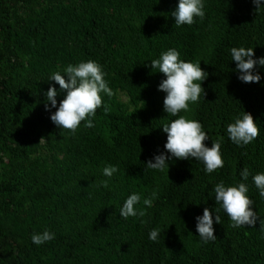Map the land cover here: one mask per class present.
Wrapping results in <instances>:
<instances>
[{"label":"trees","instance_id":"16d2710c","mask_svg":"<svg viewBox=\"0 0 264 264\" xmlns=\"http://www.w3.org/2000/svg\"><path fill=\"white\" fill-rule=\"evenodd\" d=\"M203 3L202 22L176 27L170 13L178 0H0V264H264V199L252 181L264 173V67L257 66L259 83H244L230 54L244 47L264 57V0L258 11L252 0ZM172 48L208 73L206 95L179 115L201 123L205 146L220 143L224 167L210 174L194 159L173 158L163 172L146 167L164 151L163 125L178 118L164 112L165 77L150 66ZM89 60L114 95L101 93L94 127L82 121L72 134L52 123L56 109L45 110V93L57 89L58 107L66 93L50 76ZM243 112L260 134L241 147L227 127ZM109 165L119 169L111 178L103 175ZM220 182L246 183L259 216L254 228L230 227L217 212ZM153 191L144 217L120 216L130 195L141 196L139 210ZM206 207L216 239L205 244L195 218ZM45 230L55 238L33 244Z\"/></svg>","mask_w":264,"mask_h":264},{"label":"clouds","instance_id":"9594fccd","mask_svg":"<svg viewBox=\"0 0 264 264\" xmlns=\"http://www.w3.org/2000/svg\"><path fill=\"white\" fill-rule=\"evenodd\" d=\"M256 11L261 8V0H252ZM175 20V26H191L199 18L202 22L205 17L203 0H178V5L170 13ZM232 61L235 62V71L239 73L238 79L244 83H259L261 76L257 73V66L264 67V57L254 59L253 48L233 47L230 49ZM151 68L154 72L162 73L163 79L158 91L166 93L163 100V109L167 115L178 117L162 127L163 133L167 134V142L164 151L154 155L147 161L146 167L163 172L169 169L168 162L173 158L178 160L194 159L202 162L206 174L224 167L221 155V145L219 142H212L211 148L205 146V141L209 139L208 134L203 130V126L196 120L180 116L181 112H188L190 103H197L201 94L206 95L201 83L208 78V73L203 71L200 63L185 62L180 59V53L172 48L162 52L158 59L151 61ZM256 73V74H254ZM65 76L67 79H65ZM105 73L101 66L89 60L80 62L76 66L69 64L64 69V75L60 72L53 73L49 80L55 81L59 85L60 92L66 93L57 107V89L50 86L45 93L47 103L45 110L56 111L50 116L54 125L62 130L75 134L82 121H87L84 126L94 127L90 117H94L96 110L103 104L101 93L111 98L114 93L104 79ZM143 103V102H142ZM49 105L51 107H49ZM104 111L109 108L104 106ZM229 139L237 146H246L258 138L260 134L259 126L254 122L250 113L243 112L227 127ZM44 139V138H42ZM41 139V141H42ZM40 141V142H41ZM119 169L115 166H107L103 169V175L111 178ZM250 172L245 167L240 176L243 181H247ZM252 181L259 191L261 199H264V173L256 174ZM187 183V182H186ZM103 187L108 186V180L100 182ZM249 189L246 183L241 182L237 186L226 187L223 182L215 185V202L227 214L230 220V227H252L254 228L259 216L252 210L253 200L247 195ZM157 198V193L152 192L151 197L143 200L145 208L137 209L141 196L133 193L130 195L120 209V216L127 220L129 217H144L146 208H151L153 200ZM196 232L205 244L214 241V220L209 208H204L203 215L196 218ZM143 222V221H142ZM215 223L221 224L219 215L215 216ZM260 230L264 231V219H260ZM159 229L149 232V239L157 241ZM55 238V234L45 230L40 234H33L32 243L39 246Z\"/></svg>","mask_w":264,"mask_h":264},{"label":"rangeland","instance_id":"374dc122","mask_svg":"<svg viewBox=\"0 0 264 264\" xmlns=\"http://www.w3.org/2000/svg\"><path fill=\"white\" fill-rule=\"evenodd\" d=\"M117 97L122 100V101H126L125 97L121 94H118ZM35 156V155H34Z\"/></svg>","mask_w":264,"mask_h":264}]
</instances>
